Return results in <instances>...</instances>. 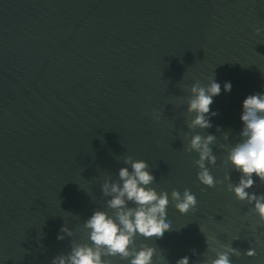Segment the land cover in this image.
<instances>
[{
  "label": "water",
  "instance_id": "obj_1",
  "mask_svg": "<svg viewBox=\"0 0 264 264\" xmlns=\"http://www.w3.org/2000/svg\"><path fill=\"white\" fill-rule=\"evenodd\" d=\"M212 75L221 83L212 127L189 129L187 87ZM256 92L264 0H0V264H50L87 242L83 221L94 208L111 214L100 184L117 178L124 156L147 162L157 191L196 198L184 214L169 199V230L134 247L154 248L161 264H211L229 247L231 264H264V220L228 189L240 173L226 158L241 101ZM194 132L216 137V161H205L212 187L187 150ZM252 178L246 191L264 195ZM62 225L72 235L58 240Z\"/></svg>",
  "mask_w": 264,
  "mask_h": 264
},
{
  "label": "clouds",
  "instance_id": "obj_2",
  "mask_svg": "<svg viewBox=\"0 0 264 264\" xmlns=\"http://www.w3.org/2000/svg\"><path fill=\"white\" fill-rule=\"evenodd\" d=\"M254 31L259 33L261 30L256 28ZM231 89V82L224 81L223 91L227 93ZM220 93L221 83L213 75L205 84L193 82L187 87V97L183 103L184 111L190 116L189 129L212 127L210 117L216 116L217 112L211 110L210 105ZM239 119L242 125L239 139L228 148L226 158L240 175L238 182L228 185V189L238 200L252 202L255 213L260 220H264V195L246 191L254 183L253 174L264 181V92L252 93L242 99ZM215 139L212 134L194 132L187 143V150L197 153V180L208 187L218 183L205 166V161L209 164L216 161L209 147ZM153 181L154 176L144 159L124 156L123 165L117 170V178H106L100 184L111 214L94 208L83 221V227L87 229V242L71 243L69 251L51 257L50 264H111L105 257L115 256L127 264H161L153 259L154 248L134 247V238H161L170 228V221L165 218L169 199L174 208L184 214L195 206L196 198L187 188L182 192L173 189L167 194L157 191L151 186ZM65 235L71 236L72 230L62 225L56 238L63 240ZM230 252L238 254L236 249L229 247L227 251L218 253L211 264H231ZM254 254L251 247L245 251L247 256ZM175 264H189L188 256L178 258Z\"/></svg>",
  "mask_w": 264,
  "mask_h": 264
}]
</instances>
